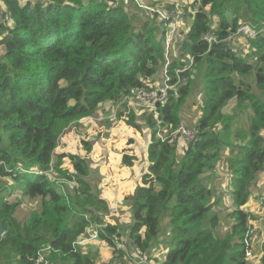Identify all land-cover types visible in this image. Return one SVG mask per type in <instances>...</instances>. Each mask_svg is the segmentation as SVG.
I'll list each match as a JSON object with an SVG mask.
<instances>
[{"label":"trees","instance_id":"obj_1","mask_svg":"<svg viewBox=\"0 0 264 264\" xmlns=\"http://www.w3.org/2000/svg\"><path fill=\"white\" fill-rule=\"evenodd\" d=\"M117 1L0 0V222L5 229L0 264H34L48 247L52 264H95L97 255L85 252V245L75 246L88 226L98 229L112 252L122 241L119 225L105 222L112 206L102 190L108 183L92 165L95 143L82 137L86 154L56 149L71 126L95 115L101 104L156 82L154 76L167 63L170 21L160 11L169 15L178 4L193 21L172 41L179 54L169 63L168 75L178 95L161 103L160 117L174 129L182 123L180 111L193 98L192 69L201 68L198 75L203 73L205 82L198 132L180 155L177 138H157L154 114H145L142 124L133 109L127 110V125L143 132L148 126L152 134L148 169L126 197L135 215L130 247L151 258L167 229L163 237L170 250L161 264H255L247 254L253 235L247 232L256 216L245 205L264 173V98L244 78L255 71L264 95V0H130L128 5L141 10L153 8L140 22ZM154 22L162 26L161 34ZM244 24L257 31L248 37L257 51L247 56L220 43ZM210 32L217 36L211 45ZM188 55L194 64L182 70ZM234 99L237 112L228 113ZM248 109V126L238 124L239 112ZM225 147L233 152L235 207L222 216L211 202L206 174L214 172ZM136 158L125 152L122 163L132 166ZM3 181L8 183L1 186ZM69 181L77 186L70 189ZM17 192L22 198L9 199ZM34 199L39 208L20 220L21 205ZM223 221L229 224L227 232L220 230ZM259 251L264 264V239ZM118 256L126 257V248Z\"/></svg>","mask_w":264,"mask_h":264},{"label":"rangeland","instance_id":"obj_2","mask_svg":"<svg viewBox=\"0 0 264 264\" xmlns=\"http://www.w3.org/2000/svg\"><path fill=\"white\" fill-rule=\"evenodd\" d=\"M128 1V2H127ZM130 0H118L117 3L121 4L122 6H126L127 8L129 7V9L137 14L138 20L136 22H140V21H144L148 18L150 10L148 8H144L143 10H141L140 8H138L136 5L137 4H129ZM155 1H160V0H155ZM179 2H182L183 4L188 2V1H192V0H178ZM190 13H186L183 18L186 20V27H188L189 23L193 21V19L190 17ZM7 21V15L5 18V22ZM155 26H157V33L161 34V32L163 31V28L161 25L157 24L156 22H154ZM232 44H234L235 46H239L245 49V52L240 53V55L242 56H247L248 53V41L246 39V37L244 36L243 33H240L236 36L233 37L232 39ZM178 50V48H177ZM4 52V47L3 45H0V53ZM167 57V54H166ZM201 68H194L192 69L194 71V76H195V85H193V98L189 99V102L191 100L193 101H197L196 104H198L199 106L201 105L202 100L200 99L202 90H203V86H204V78H203V73H200L198 75V70ZM204 70H205V65H204ZM196 72V73H195ZM255 75V71H253L250 73L249 77L244 78L245 80L248 81V84L252 87V92H254V94L258 95L260 98H264V95L260 89L259 86L256 85V77ZM230 105L233 107L229 113H234L236 114L237 110H236V100H232L230 102ZM113 110V105H112V101H108L103 103V105L101 104L99 111L92 116V118L87 119L85 122L80 123L78 126H74V128L71 130H69V132L65 133L60 141L59 144V150L58 152H80L82 154H86V152H84L83 150V144H82V137L89 139L90 141L95 143V146L97 145V143L99 142V140L104 137L107 136L109 131L108 128L106 127V125L110 126V124L108 123V120H101L99 122H96V126L94 125V121H96V118H99L105 114H108L109 112H111ZM241 113V115L238 117L239 118V122L238 124L243 123V126H248L249 124V117L251 116L252 112L251 110H247L245 112H239V114ZM145 116H141L138 118V121L141 122L142 124L146 122V120L144 119ZM95 128H97V132L95 131ZM126 129V126H125ZM98 131H101V133H98ZM142 131V130H140ZM99 134H100V138H99ZM65 144H67V146H65ZM67 147H70L67 148ZM182 149H185V146L181 147ZM120 151L117 149V151H114L112 156H115V153ZM180 152V151H179ZM230 153L232 152L231 147H225L224 149V153L223 156L221 158V160L218 162V165L220 166V168H222L221 171H219V175H216V180H211V190H212V204L214 207H216L217 209H219L218 207V202L222 201V202H226V205H224V210H220V213L222 216L228 214L231 211V208L235 207V204L233 202L232 199V195L230 193L231 190V172H232V168L230 166V159L232 157V155ZM107 153H105V151L102 148H97V150L94 153V158H96L98 161L104 160L105 156ZM114 158L112 159V163L110 165H107L104 167V172L108 174V176H112L114 181H118L121 178L122 175V166H121V161L119 159L115 160L114 162ZM123 165V164H122ZM95 167V166H94ZM144 173V171H142V174ZM141 174V175H142ZM140 175V177H141ZM212 179V178H211ZM8 183V181H3L1 186H5ZM128 190V189H127ZM228 197L229 199L227 200ZM18 198H22L20 195V192H17L11 196H9V199L11 200H16ZM264 198V173L260 176V178L258 179V182L255 184V186H253L252 189V193L250 196V200L247 203V205L245 206L246 209L250 210L254 216H256V218H253L252 221V228L254 229V233H253V237L250 243L251 246V254L249 257L250 262L255 263V264H261V252L259 251L260 248V244L262 243L263 239H264V204L262 199ZM6 199V198H5ZM23 200V199H22ZM127 203L130 202V200H126ZM232 204V206L230 205ZM40 205V201L38 200V202H36V199L34 200H30L29 203H23L21 205L20 208V213L18 214V218L20 220H25L31 213L30 211L32 210H36L39 208ZM130 205V204H129ZM229 207H226V206ZM30 213V214H29ZM135 219V215L133 210H125V208L123 209V212L120 216V218L118 219V221L116 222L119 225V233L122 237V241L120 242L124 248L129 249L126 247L124 240L125 237L129 234V230L131 227V224L133 222V220ZM114 221V220H113ZM221 230V229H220ZM222 231V230H221ZM224 232V231H222ZM167 233V229L164 230L163 235ZM162 235V243H159L157 245L158 248H169L168 244H165V238ZM92 248H97V246L92 247ZM157 249V248H156ZM92 251V250H91ZM97 251V250H96ZM93 255H97L98 253H94L92 251ZM105 253H108V251H105ZM158 251L156 250L154 255L157 256ZM114 255V254H113ZM99 260H97L95 262V264H107V261H103L102 260V256L99 255ZM115 257V256H114ZM121 258L115 260V264H119Z\"/></svg>","mask_w":264,"mask_h":264},{"label":"built area","instance_id":"obj_3","mask_svg":"<svg viewBox=\"0 0 264 264\" xmlns=\"http://www.w3.org/2000/svg\"><path fill=\"white\" fill-rule=\"evenodd\" d=\"M128 2V1H127ZM181 4H183L181 2ZM150 11L153 10L151 7H147ZM187 12L185 11L182 5H177L176 9L169 13L168 11H160V14L163 18H170V21L166 23L168 30L166 34V54H167V63L164 67V75L165 78L162 82L159 83H150L146 86L141 87H132L130 90L124 94L119 100L112 101L113 110L108 114H105L99 118H96L95 122H99L101 120H108L110 124L108 128V135L101 138L102 146L110 149L111 144L117 141L118 138V129L117 124L120 121L126 123V112L128 109H133L137 113V119L141 116H145V114L152 113L154 114V119L157 122V131L156 136L157 138L165 141L168 138H177L178 139V148L180 149L182 146L186 147V144L193 140L197 135V127L196 124L193 126H188L186 124L181 123L177 128H172L171 124H164L161 120V103H163L168 96L170 95V90L174 91L175 95H178V87L177 84L170 83V76L168 75V65L172 61L170 58V51L172 46V41L177 36L178 32L186 27V20L183 16ZM242 32L245 34L255 37L257 32L253 30L250 26H243L241 27ZM206 39L209 44H213L217 40V36L214 32H210L206 35ZM189 59V64L182 70H186L190 68L194 64V57L191 55L187 56ZM127 124V123H126ZM101 133V131H98ZM59 147V146H58ZM57 147V148H58ZM70 189H74L77 184L75 181H69L66 183ZM253 219L249 220L250 225H252ZM107 223V221H105ZM98 225V224H96ZM221 229L224 232L229 231L230 227L228 224L222 222ZM254 229L250 227L247 232L248 234H253ZM246 236V237H247ZM253 237V235H252ZM95 240H100L99 231L97 228H93L88 226L86 228V232H83L79 239L75 242V246L78 245H85L87 242H92ZM252 240V239H251ZM251 243V242H250ZM123 245L118 242L114 249L115 260L121 258L119 264H161L159 261H154L149 258L147 255H140L137 251L130 252V250L126 249V257L118 256L119 251L123 249ZM251 246L248 248L247 254L250 256L251 254ZM50 247L41 250L38 253L37 258L35 259L34 264H52L47 258L46 255L48 254ZM132 256V257H128Z\"/></svg>","mask_w":264,"mask_h":264},{"label":"crops","instance_id":"obj_4","mask_svg":"<svg viewBox=\"0 0 264 264\" xmlns=\"http://www.w3.org/2000/svg\"><path fill=\"white\" fill-rule=\"evenodd\" d=\"M191 22L188 26H190ZM179 54V51L177 49H174V46H171V52H170V58H174L176 55ZM164 68H161L160 71L157 73V75L154 76L156 83L162 82L163 76H164ZM197 101L191 100L188 105H185L181 111V121L183 124H186L188 126H193L196 124V120L198 116L200 115L199 112V105L196 104ZM103 105V104H102ZM233 107L229 104L226 107L227 112L232 109ZM91 117H85L82 120H80V123L85 122L87 119H90ZM94 125L96 126V122L94 121ZM73 125L71 126V130L74 128ZM126 126V129H125ZM106 127H109L106 125ZM118 129V138L117 141L111 144V148L107 149L102 146L101 139L97 143L94 151L91 153V160L93 161L92 165L94 168H98L100 174L103 176L102 180L104 183H108L104 187H102L103 193H105V196L108 198L111 206H112V213L106 216V220L109 223H116L118 219L120 218L123 209L125 210H131V205L127 203L126 197L130 196L136 189L137 185L141 182L142 177V171L144 173L148 169L149 161H148V144L150 142L151 138V130L148 126L144 127L143 131L137 130L135 128L130 127L125 122L120 121L117 124ZM95 131L97 132V128H95ZM99 134V138H100ZM67 146V144H65ZM102 148L106 154L104 160L98 161L96 158H94V153L97 150V148ZM60 147H58L56 150L58 151ZM70 149V147H67ZM117 149L120 151L115 153V156H112L114 151H117ZM185 151V149L180 148V153ZM127 152L128 154L135 155L137 158L135 159V163L132 166H127L122 163V157L123 154ZM181 153L180 155H182ZM114 158V161L119 159L121 161V168H122V175L121 178L118 181H114L112 176H108L107 173L104 172V167L107 165H110L112 163V159ZM113 161V162H114ZM123 164V165H122ZM69 165V164H67ZM222 168L217 164L216 169L214 172L207 173L208 176L207 183L209 184V188L211 189V180H216V175H219V171H221ZM142 174V175H141ZM141 175V177H140ZM212 178V179H211ZM102 186V185H101ZM128 189V190H127ZM227 200L229 199L226 197ZM218 207L221 210H224V205H226V202L219 201ZM232 206V204H230ZM247 205V204H246ZM245 205V206H246ZM226 207H229L228 205ZM217 209L216 207H214ZM218 209V210H219ZM246 209V208H245ZM248 210V209H247ZM114 220V221H113ZM134 223V220L132 224ZM131 224V226H132ZM131 229V227H130ZM130 231V230H129ZM124 243L128 250L130 252H133L132 248L130 247V241H129V234L125 237ZM97 246V248H92ZM157 248V249H156ZM84 251H93L97 254V260H99V255L102 256L103 261H107V264H115V257L112 252V247L106 243L103 240H95L92 242H87L85 246H83ZM97 250V251H96ZM158 251L157 256L154 255L155 251ZM170 247L168 248H158L157 246L153 249V253L151 256V259L154 261H161L164 260L167 253L169 252ZM91 251V252H92ZM105 251H108V253H105ZM148 256V255H147ZM132 257V256H128ZM149 257V256H148Z\"/></svg>","mask_w":264,"mask_h":264},{"label":"clouds","instance_id":"obj_5","mask_svg":"<svg viewBox=\"0 0 264 264\" xmlns=\"http://www.w3.org/2000/svg\"><path fill=\"white\" fill-rule=\"evenodd\" d=\"M192 23V22H191ZM191 25V24H190ZM250 26V25H248V24H244V25H242V26H240V27H238L237 29H236V32L231 36V37H229L227 40H223V41H227L228 42V44H231L236 50H238V52H239V55H240V53H242V47H239V46H235L234 44H232V39H233V37L234 36H236V35H238V34H240V33H243L244 34V36L246 37V39H247V41H248V37H251V36H249V35H247V34H245L244 32H242V30H241V27H243V26ZM251 27V26H250ZM188 28H189V26H188ZM252 28V27H251ZM253 29V28H252ZM254 30V29H253ZM257 32V31H256ZM215 33V32H214ZM256 36H257V34H256ZM255 36V37H256ZM251 38H253V37H251ZM165 44H166V42H165ZM211 45V44H210ZM249 46V45H248ZM179 51V50H178ZM252 51H257V49L256 48H252V47H250L249 46V48H248V52H252ZM171 52V51H170ZM251 54V53H250ZM170 55V54H169ZM172 59H174V58H172ZM180 149L178 148V151H179ZM232 209V208H231ZM227 215V214H226ZM225 216V215H224ZM224 222V221H223ZM224 223H226V222H224ZM226 224H228V223H226ZM229 225V224H228ZM220 229H221V226H220ZM222 230V229H221Z\"/></svg>","mask_w":264,"mask_h":264},{"label":"water","instance_id":"obj_6","mask_svg":"<svg viewBox=\"0 0 264 264\" xmlns=\"http://www.w3.org/2000/svg\"><path fill=\"white\" fill-rule=\"evenodd\" d=\"M220 43H222L224 45H228V42L227 41H221ZM169 92H170V94H174V91L173 90H170ZM4 233H5L4 226L0 222V235H3Z\"/></svg>","mask_w":264,"mask_h":264}]
</instances>
